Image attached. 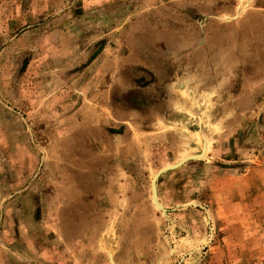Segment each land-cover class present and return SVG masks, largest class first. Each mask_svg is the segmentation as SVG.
Wrapping results in <instances>:
<instances>
[{"label": "rangeland", "instance_id": "1", "mask_svg": "<svg viewBox=\"0 0 264 264\" xmlns=\"http://www.w3.org/2000/svg\"><path fill=\"white\" fill-rule=\"evenodd\" d=\"M150 1L0 0V264H264V78L243 102H204L201 126L180 116L166 138L171 129L161 126L140 140L144 183L166 163L199 156L163 175L164 211L147 191L136 197L144 205L123 210L100 186L88 203L94 217L85 222L96 235L87 241L105 225L113 232L94 260L67 249L74 235L64 224L81 209L62 176L57 122L105 96L88 66L117 49L124 20L162 9ZM217 2L229 16L250 0ZM89 106L88 114L101 110Z\"/></svg>", "mask_w": 264, "mask_h": 264}, {"label": "crops", "instance_id": "2", "mask_svg": "<svg viewBox=\"0 0 264 264\" xmlns=\"http://www.w3.org/2000/svg\"><path fill=\"white\" fill-rule=\"evenodd\" d=\"M160 1L149 4L162 5V9L124 20V30L116 35V42L111 41L117 49L110 57L102 50L88 66L97 70L88 80L95 79V86L98 83L105 96L98 102H85L83 109L88 111L81 110V102L77 117H70L69 123L65 119L57 122L55 135L64 146L59 159L68 173L62 171V176L78 193L75 203L81 209L64 224L68 235H74L67 249L87 252L86 262L98 256L93 250L114 230V226L105 225L96 241H87L89 234L96 235L85 222L94 217L88 203L96 188L101 186L106 196L120 198L123 210L134 209L146 203H137L140 193L145 196L147 191V201L154 202L152 180L173 165L166 163L144 183L140 170L148 168L140 140L144 145L143 140L155 135L154 130L161 126L171 129L166 130V138L180 125V116H188L201 126L204 117L200 106L204 102H243L244 91H251L264 78V3L250 0L245 9L237 7L228 16L218 0H166L158 4ZM91 104L101 110L88 114ZM165 173L168 171L156 179L158 205L153 204L158 209H164L160 200ZM53 224L63 232L55 221ZM105 244L112 260L114 254L109 243Z\"/></svg>", "mask_w": 264, "mask_h": 264}, {"label": "water", "instance_id": "3", "mask_svg": "<svg viewBox=\"0 0 264 264\" xmlns=\"http://www.w3.org/2000/svg\"><path fill=\"white\" fill-rule=\"evenodd\" d=\"M194 156H197V155H194ZM196 158H199V157L188 156V157H186L185 159H183L182 161H180L179 163H177V164H175V165H171V166H169V167H167V168L162 169L160 172H158V174H157V175L155 176V178L152 180V197H153L152 199H153V201H154V203H155L156 205H158V204L156 203V198H155V193H156V179H157V177L159 176V174H161V173H163V172H166V171H169V170H174V169H176V168L182 166L184 163H186V162H188V161H190V160H194V159H196ZM159 208H160V207H159ZM160 210L164 211L163 208H160Z\"/></svg>", "mask_w": 264, "mask_h": 264}]
</instances>
